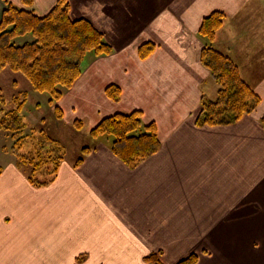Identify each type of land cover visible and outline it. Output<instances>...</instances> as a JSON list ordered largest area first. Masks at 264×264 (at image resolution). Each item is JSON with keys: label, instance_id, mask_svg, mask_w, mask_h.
Wrapping results in <instances>:
<instances>
[{"label": "crops", "instance_id": "0c3cea01", "mask_svg": "<svg viewBox=\"0 0 264 264\" xmlns=\"http://www.w3.org/2000/svg\"><path fill=\"white\" fill-rule=\"evenodd\" d=\"M56 1L32 0L31 9L44 16ZM67 3L71 19L91 23L112 52L90 54L55 103L65 123L81 120L84 129L75 130L87 134L106 117L138 111L160 146L129 168L111 142L98 141L79 163L63 160L40 188L4 152L0 264H154L145 260L151 255L174 264L190 254L195 264H264V0ZM5 7L0 0V19ZM213 12L225 21L211 46L259 101L234 124L200 127L201 100L217 94L200 61L208 41L199 29ZM145 43L153 49L141 58ZM108 86L119 89L116 101Z\"/></svg>", "mask_w": 264, "mask_h": 264}, {"label": "trees", "instance_id": "16d2710c", "mask_svg": "<svg viewBox=\"0 0 264 264\" xmlns=\"http://www.w3.org/2000/svg\"><path fill=\"white\" fill-rule=\"evenodd\" d=\"M5 9L0 19V73L8 69L21 74L30 84L31 90L47 93L49 103L54 105L82 73L81 60L87 52L95 56L112 52L102 34L85 19H71L67 0H57L44 16H37L32 0H20L21 7H15L8 0H2ZM225 16L213 12L202 20L199 33L208 44L200 52L201 63L209 70L217 86L216 98L202 99L195 124L202 126H226L238 122L254 111L259 99L251 87L242 79L236 64L224 53L211 46L217 32L224 24ZM28 36L22 44L15 39ZM150 44L138 49L141 58L151 53ZM106 96L116 101L119 89L108 86ZM27 93H19L11 99L12 108L5 110L6 100L0 88V132L11 137L8 152L19 167L26 170L27 180L34 187L49 185L56 178L65 158V150L41 129L28 128L23 123L20 111L26 102ZM60 117V110L54 106ZM75 128L82 129V123L75 121ZM264 130V118L260 120ZM28 131V134H25ZM90 134L112 136L111 153L129 168L155 154L160 146L153 123L145 124L138 111L117 113L101 120ZM90 148H83L76 162L82 161ZM2 167L0 166V174ZM147 261L161 264L153 255ZM197 256L190 254L175 264H195Z\"/></svg>", "mask_w": 264, "mask_h": 264}, {"label": "rangeland", "instance_id": "374dc122", "mask_svg": "<svg viewBox=\"0 0 264 264\" xmlns=\"http://www.w3.org/2000/svg\"><path fill=\"white\" fill-rule=\"evenodd\" d=\"M27 40H30L28 36L15 39L14 41L17 44H22ZM90 54L93 53L90 51L85 54L84 58L81 60V66L84 67V65L87 64ZM0 88L6 100V104L3 107L5 110L13 107L11 103L13 96L22 92L27 93L26 102L20 111L23 123L26 124L28 128L43 130L49 138L60 144L65 150L64 160L66 162L70 163L77 159L81 150L85 147L91 149L95 147L98 141L110 143L113 140L112 136L107 134L99 135L97 138L88 134L92 128L85 134L83 130L82 132H77L74 127L68 126L65 123L68 119L67 113H65L64 117L62 114L60 117H57L53 109L55 104L50 105L49 103L50 96L47 93L32 91L29 82L21 74L14 73L8 69L3 70L0 73ZM80 122L82 126H84L81 120ZM82 128L84 129V127ZM25 134H28V131H26ZM10 140L11 137L8 133L0 132V160L1 155L4 152H8L11 145ZM153 258L158 259V256L153 255Z\"/></svg>", "mask_w": 264, "mask_h": 264}]
</instances>
